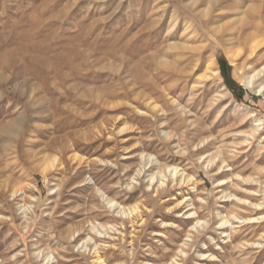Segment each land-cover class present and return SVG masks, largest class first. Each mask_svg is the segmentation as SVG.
I'll list each match as a JSON object with an SVG mask.
<instances>
[{
  "label": "rangeland",
  "instance_id": "rangeland-1",
  "mask_svg": "<svg viewBox=\"0 0 264 264\" xmlns=\"http://www.w3.org/2000/svg\"><path fill=\"white\" fill-rule=\"evenodd\" d=\"M257 32L264 0H0V264H264Z\"/></svg>",
  "mask_w": 264,
  "mask_h": 264
},
{
  "label": "bare ground",
  "instance_id": "bare-ground-1",
  "mask_svg": "<svg viewBox=\"0 0 264 264\" xmlns=\"http://www.w3.org/2000/svg\"><path fill=\"white\" fill-rule=\"evenodd\" d=\"M261 35L262 34H260V32H257V35H255V37H254V40H253V43H252V52L254 53V52H256L259 48H261V46H262V44L264 43V39L261 37ZM264 73V65L260 68V69H258V70H256L255 71V73L253 74V75H251L250 77H248L247 79H246V82H248V83H252V81H254V79L256 78V77H259V76H261L262 74ZM250 86V85H249ZM261 121H262V119H256L255 120V125H254V128H253V132H252V135H256V133H258L259 132V130H260V127L262 126V123H261ZM216 158V157H215ZM215 158H212V159H210L209 160V163H213L214 161H215ZM223 162H225V160H223ZM262 172H263V170H262ZM178 168L177 167H173V169H172V171H171V173H170V175H172L173 176V181H177V177H178ZM155 178V176H152V180ZM192 179V177L191 178H189V180H191ZM185 179L184 178H182V181H184ZM161 182H160V184H159V187H158V192L159 193H163L164 191H166L167 190V188H164V186L163 185H165V183H166V181L164 180V179H162V180H160ZM181 181V182H182ZM255 180H253V182H254ZM158 183V182H157ZM161 187V188H160ZM185 200V199H184ZM239 202H240V204H242L241 206H246V205H249V206H251V207H253V206H255V207H257L258 209H261V206L263 205V203H255V202H253V201H251V202H247V200H243V199H239ZM180 204V203H179ZM138 210H139V207L138 206H135V207H133V208H131V209H129L128 211H126V210H123V214H125V215H130L131 216V214H134V212H138ZM192 210V209H191ZM193 211V210H192ZM192 211H189V213L190 214H193V213H197L196 211L194 212H192ZM134 217V216H133ZM169 217H173V215H164V218H163V220H162V222H165V219L166 218H169ZM197 217V216H196ZM196 217H194L195 219H197ZM241 217V216H240ZM239 216H238V214L235 212V211H230V213H229V215L227 214L226 215V217H223V218H221V223H220V226L221 227H223L226 223H228V222H230L231 221V219L232 218H240ZM264 219V213H262L261 214V216L260 217H252V218H250V220H254V219ZM241 219V218H240ZM200 221H201V219H198V221H197V223H200ZM170 226V225H169ZM224 232H227V231H224ZM231 238H233V235L231 234ZM250 245V244H249ZM97 246L98 245H96V248H97ZM253 247V243L249 246V247ZM185 252V250L184 249H182L181 250V253H184ZM95 253H96V257H97V260L99 261V260H101V256H100V254H99V250H98V248H97V250H95ZM101 262H102V260H101Z\"/></svg>",
  "mask_w": 264,
  "mask_h": 264
},
{
  "label": "trees",
  "instance_id": "trees-1",
  "mask_svg": "<svg viewBox=\"0 0 264 264\" xmlns=\"http://www.w3.org/2000/svg\"><path fill=\"white\" fill-rule=\"evenodd\" d=\"M221 71H222L226 85L237 96V98L241 99V97H239L238 93L240 92V94H243L244 89L232 77L231 66L228 64V62L225 59L221 60Z\"/></svg>",
  "mask_w": 264,
  "mask_h": 264
}]
</instances>
